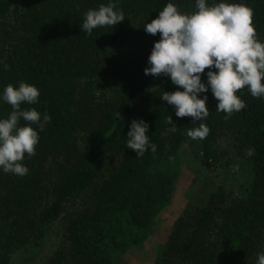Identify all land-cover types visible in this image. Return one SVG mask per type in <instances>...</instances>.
Returning a JSON list of instances; mask_svg holds the SVG:
<instances>
[{
	"label": "trees",
	"instance_id": "trees-1",
	"mask_svg": "<svg viewBox=\"0 0 264 264\" xmlns=\"http://www.w3.org/2000/svg\"><path fill=\"white\" fill-rule=\"evenodd\" d=\"M16 1L17 24L9 26L13 1L0 0V43L7 47L5 65L0 66V93L21 81L36 86L39 102L21 108H35L51 120L42 132L32 125L40 139L36 154H26L22 162L27 175L0 170V264H7L14 252L36 245L47 224L61 216L64 204L86 191L85 207L65 223L68 255L56 253L51 264H68L67 259L72 264H117L142 242L170 203L181 175L180 148L196 144L209 157L222 134L245 158L248 179L236 198L230 200L216 188L194 214L180 217L161 264H253L264 252V98L253 97L245 87L236 95L246 107L226 114L216 111L218 101L209 91L201 94L208 96L209 115L194 122L176 117L174 108L160 99L163 92L183 91L170 77L137 75L133 68L132 52L138 54L136 63L147 64L160 39L159 33L147 34L145 24L169 2L196 11V0H111L125 19L113 28L97 27L91 35L81 30L85 13L109 0ZM220 2L252 8L257 38L264 43V0H208L209 5ZM109 79L121 83L120 94L100 99L96 93ZM202 81L206 83L203 74ZM11 111L0 101V118L6 119ZM169 115L177 130L164 136ZM141 119L149 124L146 134L157 151L137 159L126 147V138L131 122ZM200 123L210 129L209 135L193 141L187 131ZM249 148L255 150L251 157L246 155ZM112 151L120 153L121 160L110 169L105 159ZM50 161L57 182L46 190L45 167Z\"/></svg>",
	"mask_w": 264,
	"mask_h": 264
},
{
	"label": "clouds",
	"instance_id": "clouds-1",
	"mask_svg": "<svg viewBox=\"0 0 264 264\" xmlns=\"http://www.w3.org/2000/svg\"><path fill=\"white\" fill-rule=\"evenodd\" d=\"M196 11L184 14L178 6L169 2L157 17L146 23L144 31L160 39L155 42L148 57L145 75L170 77L171 83L183 91L163 92L160 96L175 110L178 118L191 117L194 122L203 121L209 115L207 95L218 101L216 111L231 114L245 108L244 101L236 95L248 88L256 98H264V43L260 42L253 25V10L246 4L220 2L209 5L208 0H196ZM125 19L123 10L111 0L98 9L85 13L81 30L91 35L97 27L113 28ZM205 69H209L205 73ZM212 69H215L213 71ZM206 76V83L202 81ZM40 90L21 81L18 86L8 84L0 93V101L9 104L12 111L6 119L0 118V170L25 176L29 169L22 163L25 155L34 156L39 143V132L44 131L51 117L35 108L22 109V104L39 102ZM21 120L28 122L21 126ZM169 127L162 135L177 130L169 115L165 121ZM36 125L39 132L32 127ZM171 125V126H170ZM149 124L133 120L126 138V147L136 153L137 159L146 152L157 151L150 142ZM210 129L200 123L187 131L195 141L203 140ZM255 150L249 148L251 157ZM238 170V166L237 169ZM257 264H264V252L258 253Z\"/></svg>",
	"mask_w": 264,
	"mask_h": 264
},
{
	"label": "rangeland",
	"instance_id": "rangeland-1",
	"mask_svg": "<svg viewBox=\"0 0 264 264\" xmlns=\"http://www.w3.org/2000/svg\"><path fill=\"white\" fill-rule=\"evenodd\" d=\"M11 13L6 20L9 26H16L20 2L12 0ZM178 6V10L184 14L195 12L191 6ZM7 47L0 43V66L6 62ZM132 63L137 75H145L144 70L148 64L137 62V52L133 51ZM209 71V69H206ZM215 71V69H212ZM81 84H79L80 87ZM121 83L115 80H107L96 93L100 99H111L119 96ZM196 144L183 145L179 150L181 175L175 184L170 203L159 213L155 224L142 242L129 250L124 256L118 258L117 264H161L162 256L166 250V244L174 231L176 222L184 215L194 214L206 201L209 193L221 187L224 194L230 196V200L237 197L238 190L248 179V167L246 160L239 157L233 148V141L226 134H222L212 147L211 154L200 152ZM83 148V143H80ZM120 153L110 152L105 159L106 167H116L120 162ZM53 163L50 161L45 167L44 187L46 190L56 184L57 179L51 171ZM238 166V170L237 169ZM101 175H106L105 171ZM102 178L99 176L95 185H99ZM80 194L73 200L64 204L61 216L47 224L43 237L37 240L36 245L30 244L9 256L7 264H51V260L58 252L68 255L69 244L64 236L66 222L77 211L84 208L88 201V194ZM228 200V201H230ZM258 256L253 264H257ZM68 264H72L69 259Z\"/></svg>",
	"mask_w": 264,
	"mask_h": 264
}]
</instances>
